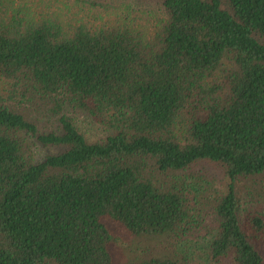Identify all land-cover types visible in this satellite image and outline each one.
I'll list each match as a JSON object with an SVG mask.
<instances>
[{"label": "trees", "instance_id": "16d2710c", "mask_svg": "<svg viewBox=\"0 0 264 264\" xmlns=\"http://www.w3.org/2000/svg\"><path fill=\"white\" fill-rule=\"evenodd\" d=\"M128 4L67 31L0 0V264H264V0Z\"/></svg>", "mask_w": 264, "mask_h": 264}, {"label": "rangeland", "instance_id": "374dc122", "mask_svg": "<svg viewBox=\"0 0 264 264\" xmlns=\"http://www.w3.org/2000/svg\"><path fill=\"white\" fill-rule=\"evenodd\" d=\"M21 3H27V5L36 12H44L49 17H52L59 21L65 30L70 31L75 26L83 23L90 27H100L105 25L116 24L123 21V15L121 11L128 7V0H19ZM138 2V1H137ZM139 3V2H138ZM137 7L144 8L149 15L148 21L154 23L157 17L161 14L159 12V6L155 1H144ZM138 15V14H137ZM142 15V14H141ZM139 16V15H138ZM144 16V15H142ZM140 20L144 22L141 18ZM231 61L229 55H227L219 65L212 79L223 82L227 69L230 67ZM80 128L84 131L86 136L92 137L96 133H100L102 129H98L94 124L78 122ZM176 134L180 137L181 130L177 129ZM49 151V149L47 148ZM189 173L204 176L206 180L202 183L211 186V192L214 194V190L219 192L224 190L226 176L223 169L216 163L202 160L194 163L188 168ZM162 178L172 181L173 172H168L164 175H160ZM249 179L238 180L236 185L242 192V197L245 199L246 205L248 199L245 195H248L247 191L250 186ZM248 197V196H247ZM130 236L122 234L118 237L112 245L113 253L116 258L122 257L119 250L120 247L125 244ZM132 240V239H131ZM134 241V240H133Z\"/></svg>", "mask_w": 264, "mask_h": 264}]
</instances>
